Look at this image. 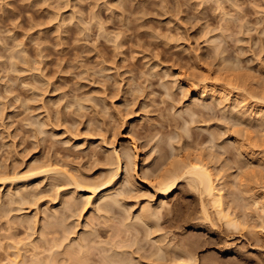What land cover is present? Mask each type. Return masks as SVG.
I'll return each mask as SVG.
<instances>
[{"label":"rangeland","instance_id":"rangeland-1","mask_svg":"<svg viewBox=\"0 0 264 264\" xmlns=\"http://www.w3.org/2000/svg\"><path fill=\"white\" fill-rule=\"evenodd\" d=\"M262 196L264 0H0V264H264Z\"/></svg>","mask_w":264,"mask_h":264},{"label":"bare ground","instance_id":"bare-ground-1","mask_svg":"<svg viewBox=\"0 0 264 264\" xmlns=\"http://www.w3.org/2000/svg\"><path fill=\"white\" fill-rule=\"evenodd\" d=\"M221 87V86H220ZM205 88V87H204ZM209 96H214L215 93L219 92L221 93L222 91L220 90H216L213 86L212 88H210L209 90ZM226 91V90H225ZM223 94V92L221 93ZM224 95V94H223ZM227 96V95H226ZM208 97V96H207ZM223 98V97H222ZM226 98V97H225ZM225 100V99H224ZM260 110V109H259ZM261 115V114H260ZM132 146H133V153H130V152H125V157H126V166H127V169H128V172L130 173L131 175V171L132 170H135L136 169V166H137V157H138V153H139V147L138 145L136 144L135 141L132 142ZM131 150V149H130ZM123 151V150H122ZM124 152V151H123ZM114 154L116 155L117 157V164H116V172H113L111 174L112 171H110L109 174L110 177L107 178L106 180H103L101 181L100 183H97L95 185H92V189H93V192L96 193V192H101L105 189H111L114 185H115V178L116 176L121 172V168H122V159H121V153H120V150H118L117 148H114ZM114 156V155H113ZM124 157V156H123ZM116 160V159H115ZM194 160V159H193ZM111 161V160H110ZM187 163H183L181 165L183 166H175L174 168H171V170L163 177V178H160L158 181H157V186L156 185H152V187L154 186V188H156L157 191L161 192L163 195H166V194H169V193H172L174 192L180 182L184 179V178H188V176H192V181L194 182V187L196 186L198 189H199V193H200V196L202 200L201 201V210L203 211V213H209L208 212V204L212 205L213 206V209H215L216 211V214H219L220 215V218L221 216L224 217H228V213L226 214L225 212V208H224V195H223V190L224 188H221V187H218L220 185L217 186V183L215 182V179H216V174H214V172L209 168V166H207L205 163H199L200 161H186ZM113 163V162H112ZM176 163V162H175ZM180 164V163H179ZM115 165V164H114ZM173 165V163H172ZM48 167V166H47ZM173 167V166H171ZM61 168V167H60ZM169 168V167H168ZM126 169V170H127ZM43 170V169H42ZM47 170H52L53 172L55 173H59L61 172L59 167L56 168L55 166H51L50 168H48ZM169 170V169H168ZM46 171V170H45ZM44 171V172H45ZM43 172V171H42ZM64 172V171H63ZM7 173V172H6ZM62 173V172H61ZM66 173V171L64 172ZM63 173V175H64ZM2 174V173H1ZM69 178H71V182L73 184H75V187L79 188L80 190H84V191H88V192H92V191H89V187L88 186H84L82 185L78 179L76 177H74L73 175L68 174ZM54 175V174H53ZM62 175V174H61ZM108 175V174H107ZM137 175V174H136ZM135 175V176H136ZM57 176V174H56ZM138 176V175H137ZM136 176V177H137ZM8 177V176H7ZM6 177V178H7ZM55 177V176H54ZM60 177H66V179H69L66 175L64 176H60ZM157 177V176H156ZM8 179H10L8 177ZM56 179V178H54ZM60 179V178H59ZM157 179V178H156ZM189 179V178H188ZM62 180V179H61ZM134 180V178H133ZM132 180V181H133ZM221 181V179H218ZM70 181V180H69ZM223 181V180H222ZM60 182V181H59ZM128 182V181H127ZM58 183V181H57ZM156 184V183H155ZM221 185H226L224 182H221ZM220 185V186H221ZM91 187V186H90ZM224 187V186H222ZM223 189V190H222ZM105 193V192H104ZM102 194V193H101ZM111 196V195H110ZM263 197V196H262ZM104 198V197H103ZM264 198V197H263ZM119 199V198H118ZM72 205V204H71ZM109 208L111 209H114V205L109 203L107 205ZM72 207V206H71ZM106 207V206H105ZM146 208V207H145ZM153 210V208H151ZM145 210V209H144ZM143 211V209H142ZM150 211V210H149ZM210 211V210H209ZM214 211V212H215ZM155 214L154 211H150L144 215L145 218H151V216H153ZM157 214V213H156ZM206 214V217H209L208 215ZM218 215V217H219ZM56 219V218H55ZM62 219V218H61ZM150 220V219H149ZM151 221V220H150ZM228 221H233V219L231 217H228ZM49 223V222H48ZM153 223V222H152ZM59 224V223H58ZM54 225V223H53ZM119 240V239H118ZM72 245V244H71ZM83 245V244H82ZM120 246V245H119ZM71 247V246H70ZM82 247V246H80ZM63 248V247H62ZM61 248V249H62ZM85 248V247H84ZM122 248V247H121ZM67 249V248H66ZM71 249V248H70ZM125 249V248H124ZM72 250V249H71ZM166 250V249H165ZM68 252V251H67ZM84 252V251H83ZM86 252V251H85ZM54 254V253H53ZM52 254V255H53ZM55 255V254H54ZM53 255V256H54ZM78 257V256H77ZM34 258V257H33ZM56 258V256H55ZM36 259V258H35ZM34 259V260H35ZM60 259V258H59ZM38 261V259H36ZM51 260H52V256H51ZM33 261V260H32ZM82 261V260H81ZM49 263V261H47ZM18 263V262H17ZM47 263V264H48ZM52 264H57V261L53 259L52 261ZM61 264V263H59Z\"/></svg>","mask_w":264,"mask_h":264}]
</instances>
